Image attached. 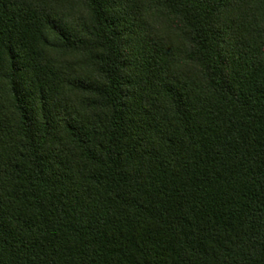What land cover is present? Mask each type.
I'll use <instances>...</instances> for the list:
<instances>
[{
    "label": "trees",
    "instance_id": "obj_1",
    "mask_svg": "<svg viewBox=\"0 0 264 264\" xmlns=\"http://www.w3.org/2000/svg\"><path fill=\"white\" fill-rule=\"evenodd\" d=\"M0 264H264V0H0Z\"/></svg>",
    "mask_w": 264,
    "mask_h": 264
}]
</instances>
